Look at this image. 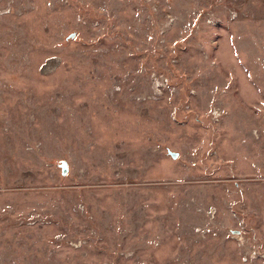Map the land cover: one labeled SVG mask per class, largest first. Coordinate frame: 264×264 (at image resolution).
I'll list each match as a JSON object with an SVG mask.
<instances>
[{
    "label": "rangeland",
    "instance_id": "obj_1",
    "mask_svg": "<svg viewBox=\"0 0 264 264\" xmlns=\"http://www.w3.org/2000/svg\"><path fill=\"white\" fill-rule=\"evenodd\" d=\"M0 264H264V0H0Z\"/></svg>",
    "mask_w": 264,
    "mask_h": 264
},
{
    "label": "water",
    "instance_id": "obj_2",
    "mask_svg": "<svg viewBox=\"0 0 264 264\" xmlns=\"http://www.w3.org/2000/svg\"><path fill=\"white\" fill-rule=\"evenodd\" d=\"M172 156H173V157H176L177 154H176V153H173ZM61 167H62V174H66L67 171H68L67 166H66V163H65V162H62V163H61Z\"/></svg>",
    "mask_w": 264,
    "mask_h": 264
},
{
    "label": "built area",
    "instance_id": "obj_3",
    "mask_svg": "<svg viewBox=\"0 0 264 264\" xmlns=\"http://www.w3.org/2000/svg\"><path fill=\"white\" fill-rule=\"evenodd\" d=\"M255 255V253H253V256Z\"/></svg>",
    "mask_w": 264,
    "mask_h": 264
}]
</instances>
